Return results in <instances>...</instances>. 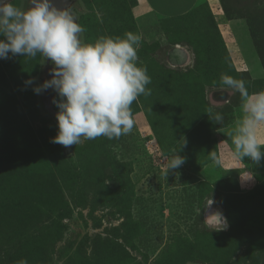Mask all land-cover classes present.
<instances>
[{
    "label": "rangeland",
    "instance_id": "obj_1",
    "mask_svg": "<svg viewBox=\"0 0 264 264\" xmlns=\"http://www.w3.org/2000/svg\"><path fill=\"white\" fill-rule=\"evenodd\" d=\"M147 7L69 8L84 42L141 37L150 91L131 105L133 128L119 138L53 143L57 129L33 91L51 78L46 58L0 59V264H264V164L234 157L228 133L241 97L221 83L226 73L249 93L264 90V0H196L174 17ZM56 99L43 91L47 108L52 101L58 111ZM177 150L185 162L165 175ZM235 175L251 179L238 184ZM212 211L225 230L204 222Z\"/></svg>",
    "mask_w": 264,
    "mask_h": 264
},
{
    "label": "clouds",
    "instance_id": "obj_2",
    "mask_svg": "<svg viewBox=\"0 0 264 264\" xmlns=\"http://www.w3.org/2000/svg\"><path fill=\"white\" fill-rule=\"evenodd\" d=\"M83 31L71 10L56 7L53 0H26L25 7L0 0V59H8L9 54L35 59L39 54L51 62V78L33 91L40 94L51 88L57 93L59 99L53 101L58 109L57 133L52 142L65 148L82 140L116 139L131 132V105L150 91L146 88L151 83L147 68L138 65L139 34L129 31L123 36H100L87 43L81 39ZM26 83L33 85L34 80ZM221 83L241 97L242 115L228 133L233 155L240 161L248 157L259 162L264 157V141L257 138L264 127V90L249 93L244 80L226 73ZM213 119L221 123L223 116L216 113ZM177 153L166 163L165 175L184 164V157ZM212 159L218 163L214 154ZM213 203L209 199L205 207ZM204 222L216 231L228 227L220 211L210 212ZM17 264L28 261L22 259Z\"/></svg>",
    "mask_w": 264,
    "mask_h": 264
},
{
    "label": "crops",
    "instance_id": "obj_3",
    "mask_svg": "<svg viewBox=\"0 0 264 264\" xmlns=\"http://www.w3.org/2000/svg\"><path fill=\"white\" fill-rule=\"evenodd\" d=\"M144 1H145V5L148 6L147 8L148 9L150 8V10L154 11L155 13L160 14L163 17H174V16H179L185 9L188 10L189 8H191V5H193V3L196 0H144ZM188 11H191V9H189ZM240 110H241V106L239 107V111ZM238 119L239 118H237V120ZM230 146H233L232 141L230 142ZM261 147H262V151H264V146H261ZM230 148H232V147H228V149H230ZM222 150H223V148L221 149V151ZM229 153H232V152H229ZM243 159H250V158L244 157ZM261 159H262V162L264 164V157H262ZM242 161H244V160H242ZM259 162L253 161V163H256V165H259L260 164ZM244 164H246V163H244ZM249 166H251V169L257 167L255 165H249ZM213 172H214V174L216 173L214 169H213ZM243 176L244 175H239V176L235 175L238 184L239 183L242 184V183H245V182L250 180L248 178V176L245 177V179L242 178Z\"/></svg>",
    "mask_w": 264,
    "mask_h": 264
},
{
    "label": "water",
    "instance_id": "obj_4",
    "mask_svg": "<svg viewBox=\"0 0 264 264\" xmlns=\"http://www.w3.org/2000/svg\"><path fill=\"white\" fill-rule=\"evenodd\" d=\"M73 2H74L73 0H53L54 5L58 8H64V7L70 8L72 6ZM46 61H47L46 71H48L50 64L48 63L49 60L47 58H46ZM37 81H39V79ZM39 96H40L39 101H40V104L42 106V111L48 116V118L51 121V124L54 127H56L55 113L57 111L52 107V101L50 102V107L47 108L43 102V91L39 94ZM56 129H57V127H56Z\"/></svg>",
    "mask_w": 264,
    "mask_h": 264
},
{
    "label": "flooded vegetation",
    "instance_id": "obj_5",
    "mask_svg": "<svg viewBox=\"0 0 264 264\" xmlns=\"http://www.w3.org/2000/svg\"><path fill=\"white\" fill-rule=\"evenodd\" d=\"M73 1H75V0H73ZM25 4H26V0H24L23 1V7H25ZM73 5V4H72ZM49 64H50V67L48 68V71H46V75H49L50 74V72H51V67H52V64L49 62ZM46 65H47V63H46ZM53 107V106H52Z\"/></svg>",
    "mask_w": 264,
    "mask_h": 264
},
{
    "label": "trees",
    "instance_id": "obj_6",
    "mask_svg": "<svg viewBox=\"0 0 264 264\" xmlns=\"http://www.w3.org/2000/svg\"><path fill=\"white\" fill-rule=\"evenodd\" d=\"M68 163L71 165V166H74L73 163H71V161L68 160Z\"/></svg>",
    "mask_w": 264,
    "mask_h": 264
}]
</instances>
